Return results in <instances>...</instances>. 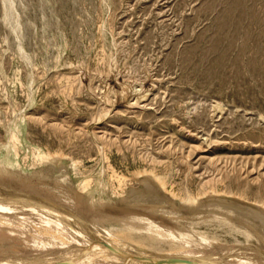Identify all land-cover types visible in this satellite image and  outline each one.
<instances>
[{"label":"rangeland","instance_id":"374dc122","mask_svg":"<svg viewBox=\"0 0 264 264\" xmlns=\"http://www.w3.org/2000/svg\"><path fill=\"white\" fill-rule=\"evenodd\" d=\"M129 76L137 91L142 87L136 95H147L139 105L134 94H119ZM104 89L116 93L113 105L103 104ZM214 104L223 112L213 111ZM58 145L64 156L56 155ZM37 149L53 159L45 165L47 179L32 174L41 169L33 167ZM0 158L15 159L27 183L53 189L59 201L81 198L74 212L85 220L101 215L104 199L108 207H124L111 193L116 178L137 189L134 174L161 170L169 192L161 194L164 211L172 216L151 219L142 210L141 219L160 224L166 235L183 216L237 257L258 250L264 264V248L246 241L234 217L201 219L181 202H206L210 193L202 194L211 186L226 202L220 201L239 206L233 212L249 207L264 217V0H0ZM73 161V170H62ZM65 173L71 187L56 182ZM87 178L92 209L78 191ZM13 191L5 190L19 195ZM37 228L25 237L4 234L6 244L22 255L29 246L57 242ZM152 238L133 242L151 253L176 250L166 236ZM8 245L2 254L13 253L4 250ZM65 247L56 255L66 254Z\"/></svg>","mask_w":264,"mask_h":264},{"label":"bare ground","instance_id":"6f19581e","mask_svg":"<svg viewBox=\"0 0 264 264\" xmlns=\"http://www.w3.org/2000/svg\"><path fill=\"white\" fill-rule=\"evenodd\" d=\"M8 3H10V1ZM108 60V66L111 67L112 64L116 66L114 57H110ZM69 67L70 71L75 70V65L70 64ZM101 71L100 72L103 73L102 69ZM108 74L109 73H106V76ZM133 82L132 76H129L124 84H122V91L120 90L121 92L119 94L123 99L128 95L134 94L136 98L135 102H133L136 105H139V103H142L147 98V95L145 94V91H142L136 95V92H140L142 87L137 91ZM134 83H136V81ZM71 90V86L68 85L61 93H63V95L66 97L69 95ZM105 90L107 89H104V91ZM114 95H116V93L111 92L110 90L105 91L102 97L104 100L103 104L105 103V105H113L114 100L112 96ZM63 97L61 98L63 99ZM213 107V111L218 110V113L223 112L221 111L223 109L222 107L218 105L215 106V104ZM9 129L10 128H8V130ZM10 132L12 133V131ZM17 132H20V130ZM9 139L19 143L14 136L9 137ZM64 144L63 146L65 147L66 144ZM43 150L45 151V149ZM62 150L63 149L59 148L56 152V155L60 156ZM37 152L38 155H34V157H37L36 162L33 163V167H41V169L38 171H33L34 173L32 172V174L37 179H47L49 174L45 165L47 162L52 161L53 159L50 160L51 156L48 151L43 153L38 150ZM50 153L52 154V152ZM16 154L17 152L14 155ZM14 160L11 161L8 160V158H0V247H6V245H8L6 244L4 234L8 233L10 235L25 237L27 232L31 230L33 231V229L37 226V229L42 228L49 230V238L55 239L57 242L54 243L49 241V243L39 247L36 245L29 246V250L27 248L28 253L26 252L22 255H19L22 253V251L18 250L15 252L16 250H14V248L16 249V247L14 246V248H12L11 245H8L4 250L13 253H8L6 254L8 256H6L0 252V264H263L258 250L252 249L255 253V257H237L234 255L235 251L232 247H227L222 241L218 240L219 238H213L208 233H199L196 228H191L192 225L190 227L186 223L187 221L183 220V216H177V219H174L178 224H180V226H178L176 230H169L168 233L166 232V235L162 233V226H160V224L158 225L157 223L153 222V220L151 221L149 219H141V215H145L141 213L142 210H144V213H146L148 217H151V219L152 217H155L163 220L165 217L167 218L172 214L171 212L168 213L164 211L165 202L161 194L166 195L169 192L166 190V185L161 179V176L158 174L162 172L161 170H155L154 172L144 170L134 174L133 181L139 186L137 189L130 185L131 180H127L125 177L116 178V182L114 180L115 184L111 186V193L114 196L116 203L125 204L124 207H119L116 205L114 207H108L106 199H104L100 202V213L102 212L101 215L89 220L86 218L87 220H85L74 212L76 211V206L81 204V198L79 201L77 200V202H72L71 197H69L67 194L68 197L65 195L63 201H61V199L60 201L55 199V196L53 195L54 192L52 191L53 189L44 192L40 186H38L40 188H37L35 185H31L32 183H27L28 178L25 179V176L23 175V179L20 176L18 173V168L20 166L17 165V162H13ZM75 163L73 161L67 166L64 165L62 170H73ZM30 165L31 164H29V166ZM74 171L71 173H74ZM66 177L67 174L65 173L63 177L56 178V182L59 183L63 181L71 187L70 181H68ZM90 179H84L85 181L82 180L83 183H80L79 185L76 184V186L78 185V191L80 190L79 194L82 193V195L85 194L86 197L88 196V201L91 203L90 207L88 208L92 209L95 204V199L93 200L91 195L92 190L94 189H92L90 186L92 184H90ZM39 180H37V183ZM106 182H109V180ZM12 184L16 186L15 189L12 187ZM7 189H13V192H17L19 195L15 194L8 196L5 192ZM24 189H27L28 192H23ZM203 192V196H207V194L212 193V195H209L213 196V199H218L220 197L219 195H215L217 193L211 186H206ZM20 194H24L25 196ZM202 195L200 196L202 197ZM209 195L207 196L208 198L206 197L208 199L206 202L201 199L203 203H200V200L198 203V199L196 198H187L185 200L181 199L182 206L191 214H197V216L199 214L201 219H211L213 221V219L217 220L222 218L221 221L225 223H231L232 221L228 217H234L238 222V224L235 223V225L237 228L238 226L240 227L238 230L241 231L244 229L243 232L246 235V241L249 243L254 242L256 249L264 248L262 247L264 244V217L261 213L260 214L262 216L260 214L257 215L254 211L255 209L250 210L249 207L248 209H243V212L239 211L240 213L233 212L232 210H237L239 207L238 205L234 203L226 204V201L223 198H220V200L225 202H222L219 199V202L215 199L209 200ZM174 198L175 197H173V199ZM236 206L238 207L236 208ZM192 217L194 219V216H191V218ZM174 220L171 219L173 222ZM241 224L246 226V228L242 227ZM153 235L160 239H163L166 236L169 238L170 244L174 246L176 250L164 253H151L149 250L147 251L145 245H140V243L133 242V240H142L143 238L151 241L155 239L152 238ZM64 244H68L71 248L65 247L63 251L66 254L63 256H57V251L61 250L59 247ZM37 252H39V255L34 256Z\"/></svg>","mask_w":264,"mask_h":264}]
</instances>
